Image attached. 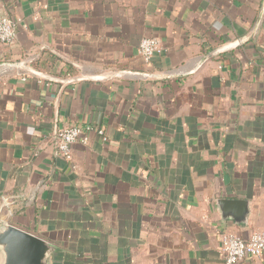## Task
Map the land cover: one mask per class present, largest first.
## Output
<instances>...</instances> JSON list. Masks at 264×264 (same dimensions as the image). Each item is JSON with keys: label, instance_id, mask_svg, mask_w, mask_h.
<instances>
[{"label": "crops", "instance_id": "obj_1", "mask_svg": "<svg viewBox=\"0 0 264 264\" xmlns=\"http://www.w3.org/2000/svg\"><path fill=\"white\" fill-rule=\"evenodd\" d=\"M0 13L17 28L0 43V225L48 242L52 264H223L222 235L264 230V0ZM149 37L161 52L145 64ZM71 126L93 131L66 161L56 132ZM222 198L248 202L246 224Z\"/></svg>", "mask_w": 264, "mask_h": 264}, {"label": "built area", "instance_id": "obj_2", "mask_svg": "<svg viewBox=\"0 0 264 264\" xmlns=\"http://www.w3.org/2000/svg\"><path fill=\"white\" fill-rule=\"evenodd\" d=\"M16 24L0 13V43L10 45L16 38ZM161 52V45L156 38L141 39L138 54L145 64H149L154 56ZM93 131L92 127L71 126L56 132L57 155L66 161H71L72 147L75 143L87 142L86 134ZM96 133L105 140L103 132ZM220 253L223 264H240L245 259H258L264 253V230L253 233L247 240L231 234H224L220 240Z\"/></svg>", "mask_w": 264, "mask_h": 264}, {"label": "water", "instance_id": "obj_3", "mask_svg": "<svg viewBox=\"0 0 264 264\" xmlns=\"http://www.w3.org/2000/svg\"><path fill=\"white\" fill-rule=\"evenodd\" d=\"M213 53L201 59L204 63ZM221 215H229L237 224H246L249 204L245 200L219 199ZM54 248L45 240L12 224L0 225V264H52Z\"/></svg>", "mask_w": 264, "mask_h": 264}]
</instances>
